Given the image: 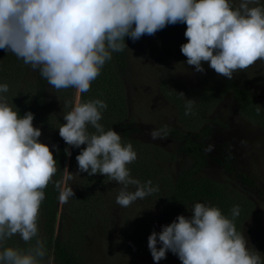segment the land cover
Returning a JSON list of instances; mask_svg holds the SVG:
<instances>
[{
    "label": "clouds",
    "instance_id": "clouds-1",
    "mask_svg": "<svg viewBox=\"0 0 264 264\" xmlns=\"http://www.w3.org/2000/svg\"><path fill=\"white\" fill-rule=\"evenodd\" d=\"M177 23L186 24L188 41L180 51L198 73H204L206 62L231 80L235 72L264 60V6L259 0H240L235 8L229 0H0V50L38 70L56 90L74 88L77 93V102L63 115L59 136L71 147H86L76 156L78 173L65 168L62 179L54 182L60 204L74 197L68 182L80 173L124 185L116 197L121 207L158 191L151 180L141 183L131 177L127 165L137 159L132 144L122 145L120 134L105 131L99 123L107 104L99 99L81 103L79 97L90 91L112 53L127 48L125 37L136 42ZM8 91V84H0V93ZM194 103L186 99L185 115ZM33 120L31 112L21 118L0 95V244L14 235L25 243L38 237L44 190L57 172L53 153L39 142L42 133ZM88 126L95 132L89 133ZM168 134L167 126L148 133L153 141L166 140ZM214 150L211 144L204 149ZM65 154L71 157L67 148ZM129 185L135 191H127ZM191 212L190 218L180 215L148 237L155 264L168 252L181 264H264L236 230L238 206L231 209L232 219L204 203H195ZM46 255L44 242L37 238L27 251L4 248L0 264H41Z\"/></svg>",
    "mask_w": 264,
    "mask_h": 264
},
{
    "label": "rangeland",
    "instance_id": "rangeland-1",
    "mask_svg": "<svg viewBox=\"0 0 264 264\" xmlns=\"http://www.w3.org/2000/svg\"><path fill=\"white\" fill-rule=\"evenodd\" d=\"M229 3L235 8L240 0H229ZM259 4L264 6V0H259ZM185 31L186 29L173 31L166 36L144 35L127 46L128 70L124 75L127 112L129 120L140 129L135 134L138 144L133 148L137 159L127 167L132 178L141 183L149 181L144 172L143 160L149 150L151 157H155L158 162H155L156 173H151L155 174V178L151 179L152 186L157 187L158 191L142 200L138 199L128 207H121L116 203V197L124 185L99 174L90 177L87 173H80L68 182L75 193L74 197L66 204L59 203V219L61 214L63 217L57 223L55 235H65L67 240L72 238L73 242L77 240L75 247L86 264H155L148 249V237L153 232L160 233L163 226L172 223L160 211L158 201L165 194L161 190L164 185L161 179L169 178L170 182H174L178 174L189 165V161L187 157L178 155L177 141L171 135L168 134L166 140L153 141L148 133L165 126L167 130L169 127L184 129V125L180 123L178 108L180 101L186 99L195 100L194 104L201 99L203 101L201 104L205 108L201 122L197 125L201 128L208 127L207 144L215 146L212 152L218 154V145L227 146L230 154L226 160L239 172L249 173L257 181L261 193L254 200V209L242 223L241 233L248 241L250 250L255 249L264 260V127L246 118L232 93L224 91L227 81H238L264 104V60H258L244 71L235 72L231 80L219 76L206 62L202 64L204 73H198L194 67L187 65V58L180 51L181 45L188 42L184 36ZM38 74V70L28 66L26 81L21 83L19 89L25 92L30 79ZM208 85L210 91L205 92ZM66 91L67 89L54 91L52 95V105L57 108V120L65 115ZM179 93H183L185 97H181ZM76 102L77 93L73 106ZM33 127L41 130L40 143L55 146L62 140L59 131L53 134L37 123H33ZM190 128L192 127H188ZM218 155L220 156H215L201 171L200 176L219 182L225 180L226 174L216 162L225 153ZM65 168L75 175L78 173V162L71 165V158L68 156ZM126 190L135 191V186L129 185ZM87 196L93 197V202L88 204L92 210L78 214L81 217L79 224L82 223V231L71 236L77 221L71 209L77 208V203ZM41 211L43 210H39L37 220L39 239L43 233ZM37 238H33L34 244ZM160 246L158 243L157 247ZM7 247L27 251L26 243L18 235L3 241L0 251ZM44 261L45 264H59L53 257ZM159 264H181V261L168 252Z\"/></svg>",
    "mask_w": 264,
    "mask_h": 264
},
{
    "label": "trees",
    "instance_id": "trees-1",
    "mask_svg": "<svg viewBox=\"0 0 264 264\" xmlns=\"http://www.w3.org/2000/svg\"><path fill=\"white\" fill-rule=\"evenodd\" d=\"M186 29V24L177 23L175 25H167L164 29L155 33V35L166 36L170 32ZM133 43L131 38L125 37V44ZM21 59H18L12 52L0 50V84H8L9 91L0 93L7 98V103L18 111L21 118L25 113L31 112L34 115L33 123H37L49 130L53 134L59 131V127L65 123L63 118L56 119L57 108L52 105V95L54 91H58L50 86L45 79L40 76V73L35 78L30 79V85L27 90L21 91V83L26 81L27 67ZM128 70L127 48L122 52L112 53V59L107 61L101 70L100 75L91 83L90 91L80 95V102L99 99L107 104V109L102 112V119L99 121L103 125L105 131L113 129L121 136L122 145L131 143L133 148L138 144L135 137L140 132L134 122L129 120L127 112V93L124 82V75ZM66 90V89H61ZM60 90V91H61ZM210 91V85L207 86L205 92ZM224 91L231 92L235 101L240 106V111L251 121L258 122L264 127V104L238 81H227ZM76 90L68 88L65 93V114L72 109L74 104V96ZM205 94V93H204ZM203 96H206L204 95ZM63 96V94H62ZM62 100L64 99L61 97ZM194 104L190 115H185L186 101H180L178 113L180 123L184 125V129L169 127L168 133L175 138L178 144L177 153L187 157L189 165H187L179 174L174 182H170L169 178H162L164 184L161 187L163 197L160 202V211L170 218L172 222L180 215L190 218L192 215V207L195 203H204L208 206L219 208L226 217L232 219L231 209L239 208V216L234 219V224L237 232L241 233V225L246 220L248 214L255 207V201L258 199V194L261 190L254 176L249 173L239 172L237 168L229 161V150L227 146L218 145L217 153L223 154L224 157L217 159L216 162L224 170L226 177L224 181H215L209 178L200 176L201 171L215 159V156L220 155L206 153L204 149L208 146V127H199L197 124L201 122L203 114V105ZM68 104V106H67ZM200 104V105H198ZM210 120V119H209ZM188 127H192L188 129ZM88 132L94 133L95 129L88 126ZM53 153L54 159L57 162V172L53 177V183H50L44 190L45 199L41 204V223L43 233L40 239L44 242L47 255L44 259L53 257L59 264H86L85 260L77 252V240L74 242L72 238L68 239L65 235H55L57 223L59 219V200L58 190L54 187V182L59 181L63 177V170L67 162L65 149L71 152V165H74L76 156L86 147L74 148L67 145L63 139L58 145H49ZM152 153L148 150L143 157L145 161L144 172L146 178L151 180L155 178L156 173L155 162L157 159L151 157ZM141 180V179H140ZM76 202V201H75ZM93 202L92 196L82 198L77 208H72L71 211L77 218L76 225L73 226L71 236L81 233L82 223L79 224L80 218L78 214L89 213L92 210L88 207L89 203ZM86 203V205H85ZM72 204V203H71ZM40 209V210H41ZM89 210V211H88ZM35 244L30 241L26 243L28 248ZM45 264V261H41Z\"/></svg>",
    "mask_w": 264,
    "mask_h": 264
}]
</instances>
